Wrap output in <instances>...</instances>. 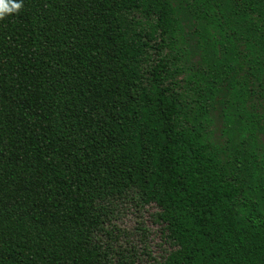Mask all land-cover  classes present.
I'll return each instance as SVG.
<instances>
[{"label":"trees","instance_id":"obj_1","mask_svg":"<svg viewBox=\"0 0 264 264\" xmlns=\"http://www.w3.org/2000/svg\"><path fill=\"white\" fill-rule=\"evenodd\" d=\"M0 19V264H264V0H21Z\"/></svg>","mask_w":264,"mask_h":264},{"label":"rangeland","instance_id":"obj_2","mask_svg":"<svg viewBox=\"0 0 264 264\" xmlns=\"http://www.w3.org/2000/svg\"><path fill=\"white\" fill-rule=\"evenodd\" d=\"M141 205L129 200L118 203L110 230L117 235L118 245L134 248L139 256L137 264H157L169 248L163 241L161 224L155 222L157 208Z\"/></svg>","mask_w":264,"mask_h":264},{"label":"clouds","instance_id":"obj_3","mask_svg":"<svg viewBox=\"0 0 264 264\" xmlns=\"http://www.w3.org/2000/svg\"><path fill=\"white\" fill-rule=\"evenodd\" d=\"M21 7V0H0V19L17 13Z\"/></svg>","mask_w":264,"mask_h":264}]
</instances>
